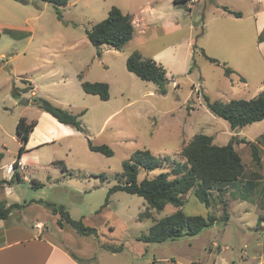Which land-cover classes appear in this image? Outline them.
<instances>
[{"label": "rangeland", "instance_id": "obj_1", "mask_svg": "<svg viewBox=\"0 0 264 264\" xmlns=\"http://www.w3.org/2000/svg\"><path fill=\"white\" fill-rule=\"evenodd\" d=\"M147 2L134 1L139 5L134 36L116 49L95 47L87 31L108 17L110 8L117 6L113 4L127 8L124 0H69L59 8L43 0H0V31L30 33L23 39L5 33L0 39V179L18 159L19 119H38L44 111L39 104L21 102L24 97L35 98L32 84L39 87L37 97L74 113L84 111L80 118L85 128V132L73 128V133L57 128L53 140L25 153L23 167L29 181L15 184L12 195L0 192V200L43 198L63 205L72 218L96 227L100 242L122 246L118 252L97 253L101 264H264V120L232 129L211 112L205 98L228 102L252 99L264 91V48L258 47L261 32L254 14L264 8V0H156L151 10L145 8ZM223 6L241 11L242 17ZM202 48L221 64L210 62ZM136 50L166 69V93L128 70L127 59ZM224 62L235 70L231 76L225 74ZM82 80L107 82L110 98L86 93ZM14 87L21 90V97L13 94ZM197 133L214 136L217 145L227 144L233 136L259 138L262 163L254 161L250 144L235 143L245 173L223 192H214L228 203L229 220L223 222L218 199L207 207L190 191L183 211L213 214L217 223L193 236L140 240L157 220L179 208L168 204L157 212L144 197L126 191L112 194L104 206L109 188L120 183L123 162L140 149L157 157L168 155L171 166L141 168L139 179L170 172L174 163L186 161L182 148ZM88 138L108 144L114 154L92 151ZM60 160L67 167L64 171L55 164ZM22 169L20 163V173ZM101 174L107 179L102 180ZM33 180L44 186L32 187ZM146 211L150 216L139 220ZM47 226L57 227L55 220Z\"/></svg>", "mask_w": 264, "mask_h": 264}, {"label": "trees", "instance_id": "obj_2", "mask_svg": "<svg viewBox=\"0 0 264 264\" xmlns=\"http://www.w3.org/2000/svg\"><path fill=\"white\" fill-rule=\"evenodd\" d=\"M26 2V0H16ZM59 8L67 5L69 0H43ZM177 3L187 2L188 0H175ZM223 9L236 17H242L241 11L230 9L223 6ZM59 11V9H58ZM134 17L130 13L123 12L119 7L112 6L108 17L95 23L91 30L87 31V36L92 45L100 48L103 45L112 46L116 49H122L129 43L134 36ZM9 34L17 39L28 36V32L16 31L6 28L0 31V39L3 34ZM204 56L215 64H221L220 60L209 56L202 48ZM196 60L194 59V65ZM127 68L136 74L140 79L155 83L162 93H166V83L168 80L167 71L153 58L143 57L140 51H134L127 59ZM225 74L231 76L235 70L223 63ZM82 78V73L79 75ZM241 80H244L242 77ZM82 88L86 93L97 94L103 100L110 98V86L107 82H90L82 80ZM13 94L21 97V90L14 87ZM39 99V106L44 111L50 113L59 122L70 125L81 132H85L80 113L55 105L46 97H35ZM207 106L215 115L227 120L232 129L242 128L249 124L264 120V91L260 92L252 99H231L228 102L211 100L205 96ZM36 119L28 121L26 117H21L16 126L17 137L20 141L18 159L14 161V173L10 179L1 178L0 188L7 185L20 184L24 182V177L19 171L20 158L26 151V144L32 131L37 125ZM89 148L92 151L100 152L106 156L114 154L113 149L108 144H95L88 138ZM235 143H248L251 145L253 159L257 164L261 163V156L257 143L246 138L237 139L233 136L225 145H217L214 142V136L205 133H197L192 140L187 143L181 151L182 156L186 158L183 163H174L170 172H162L154 178L139 179L141 168L148 171L159 167L171 166L170 157H157L149 149L137 150L129 159L123 162V170L120 174L119 182L111 186L104 206L109 204L110 196L117 191H126L130 194H136L145 198L149 208L162 211L168 204H172L179 209L174 213L164 216L157 220L151 227L149 233L139 237L144 242H163L168 239L180 238L185 235H197L204 229L213 226L219 220L213 215H188L183 211L186 203L185 196L193 191L198 199L207 207L211 206L213 200L219 201L223 205V222L230 218L228 203L220 196H214V192H223L230 185L239 180L245 173V165L240 154L235 148ZM1 155V153H0ZM55 164L62 166L63 171L66 165L62 160ZM102 180L107 179V175H98ZM250 183H253L250 181ZM44 184L33 180L32 187H43ZM31 203H39L48 208L53 214H57V225L63 227L64 223L71 225L73 229L82 235H95L99 237V231L96 227L87 225L82 218L74 219L69 211L63 205H57L43 199H31L22 203L13 202L7 204L6 200L0 201V221L8 218L13 209H23ZM150 216V212L141 213L139 220ZM101 247L112 252H118L122 246L112 245L110 243H101ZM72 256L80 263L95 261L96 256L90 259L82 258L75 253Z\"/></svg>", "mask_w": 264, "mask_h": 264}, {"label": "crops", "instance_id": "obj_3", "mask_svg": "<svg viewBox=\"0 0 264 264\" xmlns=\"http://www.w3.org/2000/svg\"><path fill=\"white\" fill-rule=\"evenodd\" d=\"M124 1L127 3V8L123 4L113 5L119 6L123 11L127 9L128 13L132 14L134 21H136L139 18L137 12L139 5L134 4L136 0ZM147 1L145 8L147 10L153 9V4L156 0ZM254 14L256 15L257 32H261L258 35V47L261 49L264 48V8L255 11ZM28 36H30V33H28ZM32 86L35 90L32 91L30 88L31 94L37 97L39 87L36 84H32ZM36 120L38 123L26 144V151L20 158L23 168L21 174L24 177V182L29 181V177L25 172L26 167H23L25 153L37 150L43 147V143L53 140L56 137L57 128L65 133L74 132V127L59 122L46 111L41 112L39 118ZM257 140L254 142L257 143ZM13 163L8 165L7 174L2 175L1 178L10 179L12 177L14 173ZM14 187L15 184L11 186L5 185L1 187L2 189L0 188V192L4 193L5 196L8 193L12 195L15 190ZM2 200H6L7 204L13 202L22 203L20 200H11V202H8V199L2 198ZM25 201L27 200L23 202ZM32 208H34L35 212H33L34 210L30 211ZM58 217L57 214H53L48 208L39 203H31L22 210L13 209L8 218L0 221V264H101L100 258L97 259V257L95 261L80 263L72 256V253H75L82 258L90 259L95 257L97 253L101 255L102 252L108 251V249L101 247V243L103 242H100V237L79 234L66 222L61 228L57 225ZM49 220H55L56 229L47 226ZM36 223H42L43 229L36 228Z\"/></svg>", "mask_w": 264, "mask_h": 264}, {"label": "water", "instance_id": "obj_4", "mask_svg": "<svg viewBox=\"0 0 264 264\" xmlns=\"http://www.w3.org/2000/svg\"><path fill=\"white\" fill-rule=\"evenodd\" d=\"M21 102L24 104L32 103V104H36V105H38L40 103L39 99H37V98L30 99L27 97L22 98Z\"/></svg>", "mask_w": 264, "mask_h": 264}, {"label": "built area", "instance_id": "obj_5", "mask_svg": "<svg viewBox=\"0 0 264 264\" xmlns=\"http://www.w3.org/2000/svg\"><path fill=\"white\" fill-rule=\"evenodd\" d=\"M31 89H32V91H34L35 89L33 88V86L31 87ZM36 228H38V229H43V224L42 223H36Z\"/></svg>", "mask_w": 264, "mask_h": 264}]
</instances>
